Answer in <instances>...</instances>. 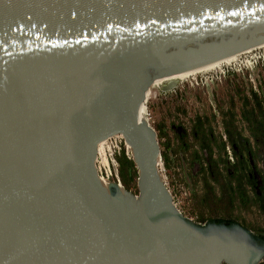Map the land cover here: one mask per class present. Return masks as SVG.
Returning a JSON list of instances; mask_svg holds the SVG:
<instances>
[{
    "label": "water",
    "instance_id": "obj_1",
    "mask_svg": "<svg viewBox=\"0 0 264 264\" xmlns=\"http://www.w3.org/2000/svg\"><path fill=\"white\" fill-rule=\"evenodd\" d=\"M263 41L264 0H0V264L259 263V234L174 205L139 106L151 71ZM114 134L136 197L98 179L97 143Z\"/></svg>",
    "mask_w": 264,
    "mask_h": 264
},
{
    "label": "rangeland",
    "instance_id": "obj_2",
    "mask_svg": "<svg viewBox=\"0 0 264 264\" xmlns=\"http://www.w3.org/2000/svg\"><path fill=\"white\" fill-rule=\"evenodd\" d=\"M263 89L264 55L261 50L242 55L233 66L180 81L170 89L162 90L150 83L144 110L147 122L157 134L158 168L174 205L183 215L200 223L210 218L229 219L264 234V211L257 206L252 193H248L247 200H230L225 193L227 177L220 161L226 158L232 162L234 158L224 128L231 118L236 130L250 140L254 160H250L249 166L258 181H264V148L254 145L242 119L251 91L260 95ZM196 131H199L195 134L197 137ZM201 131L210 136L211 159L209 151L199 147ZM220 140L225 142L224 150L218 147ZM116 168L117 176L112 172L109 181L119 180L126 190L137 195V169L136 173L130 171L123 183L118 163Z\"/></svg>",
    "mask_w": 264,
    "mask_h": 264
},
{
    "label": "trees",
    "instance_id": "obj_3",
    "mask_svg": "<svg viewBox=\"0 0 264 264\" xmlns=\"http://www.w3.org/2000/svg\"><path fill=\"white\" fill-rule=\"evenodd\" d=\"M261 92L259 95L256 91H251V96L246 99L244 105L242 119L246 123L254 145L264 148V103H262V99H264V89L261 90ZM224 125L227 142L233 148L234 156L233 162H229L226 158L220 159L227 177L226 185H224L226 188L225 193L229 196L230 200H234L235 198L247 200L249 196L248 193L251 192L257 206L264 211V181H262V183L258 181L256 176L250 172L248 168V165H251L249 161L252 159L254 160V149L250 146V140L243 137L236 130L231 118L225 122ZM198 132L199 131H196L194 135H197ZM196 135L195 137H197ZM198 140L200 149H207L209 151V159H211L210 136H208V133H203L201 131L200 135H198ZM220 141L218 147L220 150H224L225 142L222 140ZM243 151H247V153H243ZM245 155H247V158ZM116 160L121 181L125 183V179L128 177V174H130V171L136 173L135 165L133 161L127 158L122 152L116 155ZM247 172H249L250 175H248Z\"/></svg>",
    "mask_w": 264,
    "mask_h": 264
},
{
    "label": "bare ground",
    "instance_id": "obj_4",
    "mask_svg": "<svg viewBox=\"0 0 264 264\" xmlns=\"http://www.w3.org/2000/svg\"><path fill=\"white\" fill-rule=\"evenodd\" d=\"M255 50H261L263 52V55H264V41L259 43L256 46L248 48V49H246L240 53L229 55V56L214 60V61L209 62V63H207L201 67H198V68H195V69H192L189 71H183V72L160 75V76L156 75L154 72L151 71L150 72L151 73L150 83L156 84L161 89L167 88L171 84H174V86H176V84L178 82L186 80V79H191V78L193 79L197 75H201V74L208 73V72H217V71H221L224 67L233 66L239 62V59L242 55H247L249 53H252ZM174 86H172V87H174ZM147 95H148V90H146L145 98L147 97ZM144 103H145V99L141 103V105L139 106V117L142 119H146V112L144 110ZM108 138L109 137L98 142L97 147H96V155L100 154L103 157L102 160L104 162H106V160H107L104 157V153H105L104 148L107 146ZM98 179H99L101 185L103 186V188L105 189V191H107L108 193H111L112 186H113V184H115L118 187V190L121 193V195L124 198L128 197V194L125 191L126 189L121 185V183H117V182L115 183V182L109 181V179L105 178L104 176L102 177L101 175H98ZM135 197H136V195H135Z\"/></svg>",
    "mask_w": 264,
    "mask_h": 264
},
{
    "label": "built area",
    "instance_id": "obj_5",
    "mask_svg": "<svg viewBox=\"0 0 264 264\" xmlns=\"http://www.w3.org/2000/svg\"><path fill=\"white\" fill-rule=\"evenodd\" d=\"M104 150V157L107 160L104 162L102 160L103 157L100 154H97L95 158V168L98 175L109 179L113 173L117 176L116 155H119L122 152L127 158L131 159V150L121 134H114L109 137L107 140V146ZM117 183H120V181L117 180Z\"/></svg>",
    "mask_w": 264,
    "mask_h": 264
},
{
    "label": "flooded vegetation",
    "instance_id": "obj_6",
    "mask_svg": "<svg viewBox=\"0 0 264 264\" xmlns=\"http://www.w3.org/2000/svg\"><path fill=\"white\" fill-rule=\"evenodd\" d=\"M226 138V137H225ZM226 140V139H225ZM232 148V147H231ZM201 150H205V149H201ZM232 151H233V148H232ZM243 153H247V151H243ZM232 155H233V153H232ZM228 160V159H227ZM232 160V162L234 161V158L233 159H231ZM229 162H231L230 160H229ZM247 162H248V159H247ZM250 162V164H251V161H249ZM248 168L250 169V172H252L253 173V169L251 170V168H250V166L248 165ZM247 171H248V169H247ZM247 174L248 175H250V173L249 172H247ZM254 174V173H253ZM255 175V174H254ZM256 176V175H255ZM257 178V177H256ZM218 220H220V219H218ZM223 220H225L226 222H230V221H232V220H229V219H223ZM235 222V221H234ZM240 224V223H239ZM242 225V224H241ZM244 226V225H243ZM246 227V226H245ZM249 229V228H248ZM251 230V229H250ZM252 231V230H251ZM258 234V233H257ZM262 238H264V234H259ZM262 261H264V258L260 261V262H262ZM259 262V263H260ZM259 263H257V264H259Z\"/></svg>",
    "mask_w": 264,
    "mask_h": 264
}]
</instances>
